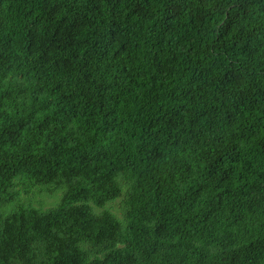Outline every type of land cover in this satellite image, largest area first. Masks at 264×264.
<instances>
[{"label":"trees","instance_id":"obj_1","mask_svg":"<svg viewBox=\"0 0 264 264\" xmlns=\"http://www.w3.org/2000/svg\"><path fill=\"white\" fill-rule=\"evenodd\" d=\"M0 264H264V0H0Z\"/></svg>","mask_w":264,"mask_h":264},{"label":"rangeland","instance_id":"obj_2","mask_svg":"<svg viewBox=\"0 0 264 264\" xmlns=\"http://www.w3.org/2000/svg\"><path fill=\"white\" fill-rule=\"evenodd\" d=\"M43 188H46V187H43ZM34 191H37V190H34ZM23 192H24L23 190L20 191L14 203L6 205L2 208L1 210L2 214L5 215V214L12 212L13 210H15V207L18 205L30 206L35 209L46 210V209L56 206L59 203L61 196L63 194V190L54 191V193H49V192L47 193L45 191L44 192L42 191L40 193L31 192L30 194H23ZM118 202L119 201H116L110 207L108 206V208H110V211L117 218L120 219L121 214L119 211Z\"/></svg>","mask_w":264,"mask_h":264}]
</instances>
